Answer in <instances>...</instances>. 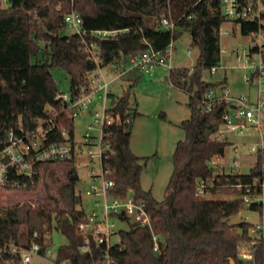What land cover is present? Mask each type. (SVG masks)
Here are the masks:
<instances>
[{
  "label": "trees",
  "instance_id": "16d2710c",
  "mask_svg": "<svg viewBox=\"0 0 264 264\" xmlns=\"http://www.w3.org/2000/svg\"><path fill=\"white\" fill-rule=\"evenodd\" d=\"M73 11L80 14L84 37L68 34L65 23ZM176 22L173 30L162 27L163 19ZM227 22L219 0H9L6 7L0 1V137L22 127L32 130L39 120L50 118L54 109L56 128L46 145L61 144L74 137L73 122L66 105L57 96L59 86L53 70L65 71L70 80V94L76 100L83 87L89 86V75L98 68L114 65L127 68L130 58L150 50L165 55L168 46L184 32L191 36V47L199 49L192 68L170 71L173 87L189 95L190 117L180 124L185 138L178 142L173 155L174 172L163 201L142 192L140 175L148 158L137 156L131 149L134 119L138 112L132 106L130 94L112 97L107 115L115 123L102 127L104 143L111 150L103 157L102 166L110 171L115 184L113 195L126 197L130 192L141 194L148 201L153 232L161 236L159 252L154 251L153 232L135 227L120 233V246L111 254L117 264H241L240 250L247 246L254 264H264V237L254 239L246 223L230 225L229 219L244 209V203L230 185L236 175L221 174L209 165L216 156H224L228 141H215L220 132L225 104L213 111L204 109L203 101L216 84L203 79V73L217 67L221 59L220 28ZM244 36L258 32L256 22L236 21ZM117 31V35L98 39L92 31ZM97 44L100 62L91 61L84 43ZM257 53V49L252 48ZM141 73L140 69L132 73ZM135 83L136 79H132ZM66 129L69 139L61 131ZM212 131L207 138L206 132ZM76 156L64 161L41 163L32 179H21V188L4 193L26 196L23 204L15 202L4 207L0 202V248L17 245L28 248L33 242L41 246L40 254L51 246V236L58 231L69 244L57 252L58 263L93 264L81 255L82 239L77 226L86 212L80 209L82 197L72 177ZM213 177L216 183L212 195H233L230 198L207 200L197 195L200 181ZM244 180L248 179L246 176ZM41 194V204L32 205ZM40 198V196H38ZM40 198V199H41ZM17 200V199H16ZM20 264V257L9 249L0 253V264Z\"/></svg>",
  "mask_w": 264,
  "mask_h": 264
},
{
  "label": "built area",
  "instance_id": "2783aa9c",
  "mask_svg": "<svg viewBox=\"0 0 264 264\" xmlns=\"http://www.w3.org/2000/svg\"><path fill=\"white\" fill-rule=\"evenodd\" d=\"M4 6H9V0H0ZM211 1V0H209ZM222 15L227 21H249L256 22L260 25L258 32H262L259 41L253 42V48L257 49L260 55V64H253V78L262 86L264 82V0H219ZM68 29L79 36H86L87 31L83 29V22L80 14L73 11L65 18ZM162 27L167 30H173L176 22L163 19ZM220 28L219 33L221 34ZM117 31H92L91 35L98 39H106L117 35ZM253 32L251 34H255ZM84 51L89 55L91 61L99 64L100 49L97 44L84 43ZM174 53V42H172L165 55L150 50L147 53L138 54L130 58L127 68L123 66L116 67L114 73L121 76L127 74L130 70L140 69L141 72L151 74L156 66L172 68ZM101 68L89 75V86L83 87L80 96L74 100L71 94L60 93L57 99L66 105V111L69 118L75 120L80 113L85 112L94 103L95 97L106 101L110 95V82L105 76L98 74ZM212 74L217 72V67H213ZM249 80V78H247ZM264 90H260L259 101L255 104L251 103L246 97L234 98L231 96L230 90L226 86L219 85L208 91L203 106L207 112L213 111L218 105L225 104V110L222 114V122L225 127L223 132L243 134L245 128H255L258 130L259 142L250 149V154L257 157V162L252 171L248 175L239 173L241 167L239 159L234 160L232 166L235 173H227L222 159L225 156H214L209 165L221 174H232L238 177L237 181L230 187L237 191V194L244 203V209L250 210L254 216L246 217L244 223L250 226L249 235L254 239L264 237ZM104 112L103 125L105 123H115L116 119ZM50 118L39 120L37 126L32 130L20 128L17 133L11 130L6 137H0V187L9 190H18L21 188V179H32L36 175L37 166L41 163L64 161L75 155V146L69 141L61 144L46 145L45 141L48 135L56 128L55 119L57 114L54 109L48 110ZM98 117L99 114L97 113ZM98 122V120H96ZM102 125V127H103ZM91 128V127H89ZM63 137L67 139L68 131L62 129ZM87 142L92 145L95 139L87 133ZM213 140L223 142L226 141L221 136ZM101 146V167L102 175L96 176L94 169L93 185L87 192L88 196L95 199V203L91 211L86 213L82 221L78 223L77 234L82 239L81 255L91 258L93 264H117L111 254L113 247L120 246L121 241L117 244L112 243L114 236L119 235L122 231L117 229V222L129 224L130 229L135 227L149 228L153 232L152 216L148 211V201L141 194L130 192L126 197L114 196L113 191L115 184L109 180L110 171L102 166L103 157L111 150V145L104 143L103 131L100 138ZM238 152V148L235 149ZM90 158H95L92 151L89 152ZM246 176V180L243 177ZM99 177V178H98ZM98 179L102 180V185L96 183ZM216 178L200 181L197 187V195L206 196L210 189L215 186ZM129 229V230H130ZM161 236L153 232L154 251L159 252V240ZM9 249L13 256L20 257V264H34V258L42 256L40 254L41 246L33 242L30 247L23 248L17 245H6L3 250ZM247 250V254L245 253ZM50 253V250H48ZM57 255V254H56ZM249 256L252 258L253 253L247 246H242L240 250V258ZM8 261L6 264H12ZM48 264H74L71 261L58 263L57 261H49Z\"/></svg>",
  "mask_w": 264,
  "mask_h": 264
},
{
  "label": "rangeland",
  "instance_id": "374dc122",
  "mask_svg": "<svg viewBox=\"0 0 264 264\" xmlns=\"http://www.w3.org/2000/svg\"><path fill=\"white\" fill-rule=\"evenodd\" d=\"M220 34L221 59L217 65V72L212 74L210 70L203 73V79L209 83H222L226 86L234 98L246 97L251 103L259 101L262 86L253 78L251 66L260 64V55L252 52L253 42L259 41L262 32L244 36L241 26L234 22L227 21L222 27ZM73 33L72 30L67 31ZM199 57V49L191 47V36L184 32L181 38L174 42V53L172 68H192ZM116 67L108 65L101 68L98 74L105 76L110 82V95L106 105L103 99L95 97L94 103L85 112L75 118L73 122L74 137L70 141L75 146L74 167L79 176L76 182V190L82 197L80 209L86 213L91 211L95 199L87 195L93 185V174L102 175L101 167V146L102 125L105 109L111 107L112 97H120L126 93L130 94L132 106L137 110L138 115L134 119L133 135L131 141L132 151L138 155L148 158L146 167L140 175V187L143 193L150 195L157 201H163L166 197V189L174 172L173 155L179 141L185 138L184 131L180 124L189 118L190 110L187 107L188 96L186 93L174 88L170 82V68L156 66L151 74L139 72L132 75L121 76L114 73ZM53 77L59 86L60 93L70 94V80L67 73L59 68L53 70ZM249 78V80H247ZM132 79H136L135 83ZM264 100V94H263ZM99 114L97 117L96 114ZM98 120V122H96ZM91 127V128H89ZM87 133L95 139L90 145L87 140ZM258 130L245 128L243 134L237 132H218L211 136L212 139L221 136L229 145L225 156L222 159L227 173H235L232 166L235 159L240 161L239 173L248 175L251 173L257 162V157L250 154V149L259 142ZM70 136L68 134L67 139ZM238 148V152L235 149ZM94 153L95 158H90L89 152ZM99 178V177H98ZM102 185V180L96 183ZM41 194L31 200L33 206L41 204ZM233 197L231 192L227 195H206L207 200L225 199ZM17 199V200H16ZM26 196L4 193L0 199L4 207L11 206L15 202L23 204L27 201ZM254 214L248 209H242L238 214L229 219L230 225L243 223L246 217H253ZM119 231H128L129 224L117 222ZM52 244L44 255L34 258V264H48L49 261H56L58 250L69 244L66 236L54 231L51 236ZM120 241L119 235L112 239L113 244ZM245 250L244 254H247ZM241 264H254L249 256H242Z\"/></svg>",
  "mask_w": 264,
  "mask_h": 264
},
{
  "label": "water",
  "instance_id": "95a60500",
  "mask_svg": "<svg viewBox=\"0 0 264 264\" xmlns=\"http://www.w3.org/2000/svg\"><path fill=\"white\" fill-rule=\"evenodd\" d=\"M217 85H219V83H217ZM220 130L224 131L225 127L221 126ZM212 134H213L212 131H207L206 132V137L209 138ZM72 180H75V181L79 180V176H78L77 173L72 177ZM232 264H234V262H232Z\"/></svg>",
  "mask_w": 264,
  "mask_h": 264
},
{
  "label": "crops",
  "instance_id": "0c3cea01",
  "mask_svg": "<svg viewBox=\"0 0 264 264\" xmlns=\"http://www.w3.org/2000/svg\"><path fill=\"white\" fill-rule=\"evenodd\" d=\"M134 70H136V69H133V70H130L127 74L129 75L132 71H134ZM170 75V74H169ZM219 83V85H222V83L221 82H218ZM216 85H217V83H216ZM219 85H217V86H219ZM175 88V87H174ZM178 89V88H177ZM180 91H182V92H184L183 90H181V89H179ZM184 93H186V92H184ZM187 94V93H186ZM187 96H188V101H189V95L187 94ZM188 101H187V107H188ZM190 117V116H189ZM138 156V155H137ZM139 157H141V156H139ZM143 157V156H142ZM145 158V157H144Z\"/></svg>",
  "mask_w": 264,
  "mask_h": 264
}]
</instances>
